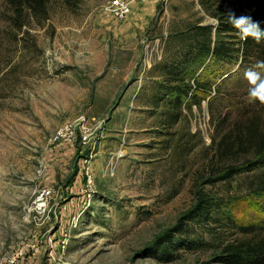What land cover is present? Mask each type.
I'll return each mask as SVG.
<instances>
[{
  "label": "rangeland",
  "instance_id": "rangeland-1",
  "mask_svg": "<svg viewBox=\"0 0 264 264\" xmlns=\"http://www.w3.org/2000/svg\"><path fill=\"white\" fill-rule=\"evenodd\" d=\"M109 1L33 17L0 0V264H222L227 244L264 236V167L238 138L264 120L245 75L264 42L242 54L198 0H129L123 18ZM207 24L210 40L193 34ZM220 42L232 51L214 57ZM202 198L210 221L179 236L197 248L152 257Z\"/></svg>",
  "mask_w": 264,
  "mask_h": 264
},
{
  "label": "trees",
  "instance_id": "trees-1",
  "mask_svg": "<svg viewBox=\"0 0 264 264\" xmlns=\"http://www.w3.org/2000/svg\"><path fill=\"white\" fill-rule=\"evenodd\" d=\"M66 4H74L77 0H62ZM205 14L216 20L215 36L223 34L224 37L231 39H240L243 43L242 54H245L246 46L253 47L255 50L261 51V46L264 41L256 43L251 37L242 40L237 30L232 24L227 22L229 12H234L237 16L249 15L254 20L261 22V27L264 28V0H198ZM17 11H26L30 16L37 17L38 14L45 13L46 5L49 0H11ZM47 19V18H45ZM213 26L207 24L204 26H193V34L205 32L208 40L211 38ZM234 41V40H233ZM233 45V42H231ZM209 47L205 50L209 53ZM230 51L221 42L214 46L212 56H226ZM238 51V49L234 50ZM245 51V52H244ZM197 87V85H195ZM200 88V87H199ZM238 138L240 144L244 143L246 147L253 150L256 159L264 167V120L261 117L246 120L240 126ZM259 192L264 193V181L259 185ZM218 204L209 198H202L196 205L195 209L182 217L178 222L164 234H162L153 245L152 257L166 262L174 257L173 252L178 248H186L189 250L197 248L194 242H188L185 238H180L181 234L187 231V223L193 221H210L211 212ZM229 207V206H228ZM226 206V208H228ZM220 211V210H218ZM222 218L226 217L227 212L224 210L220 214ZM220 218V217H219ZM221 219V218H220ZM218 221L216 219L214 222ZM239 231L242 234L250 235L257 231L253 227L239 226ZM256 235V234H254ZM223 253L216 259L222 264H264V236H252L238 240L235 243L227 244L223 249Z\"/></svg>",
  "mask_w": 264,
  "mask_h": 264
},
{
  "label": "clouds",
  "instance_id": "clouds-1",
  "mask_svg": "<svg viewBox=\"0 0 264 264\" xmlns=\"http://www.w3.org/2000/svg\"><path fill=\"white\" fill-rule=\"evenodd\" d=\"M227 22L232 24L242 40L251 37L256 43L264 41V28L261 27V22L254 20L251 16H237L234 12H229ZM245 75L249 82L254 85L250 89V95L264 102V61H257Z\"/></svg>",
  "mask_w": 264,
  "mask_h": 264
},
{
  "label": "built area",
  "instance_id": "built-area-1",
  "mask_svg": "<svg viewBox=\"0 0 264 264\" xmlns=\"http://www.w3.org/2000/svg\"><path fill=\"white\" fill-rule=\"evenodd\" d=\"M108 11L117 18H123L128 15L131 9L129 0H110ZM49 196V190L42 189L38 192L34 201V211L37 215H44L46 212V203Z\"/></svg>",
  "mask_w": 264,
  "mask_h": 264
}]
</instances>
